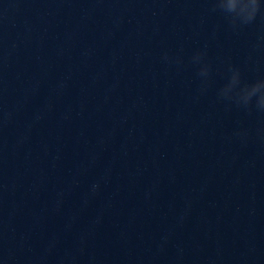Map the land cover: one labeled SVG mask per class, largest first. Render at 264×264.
<instances>
[{
	"label": "clouds",
	"instance_id": "obj_1",
	"mask_svg": "<svg viewBox=\"0 0 264 264\" xmlns=\"http://www.w3.org/2000/svg\"><path fill=\"white\" fill-rule=\"evenodd\" d=\"M261 0H213V10H220L226 15L230 22L235 25L237 22L251 23L261 11ZM202 54H197L193 60L199 62ZM208 66L204 65L200 69V75L206 76ZM240 85V76L238 71H234L230 81L221 90L222 95L231 97L235 90V97L238 103L248 106L254 97H256V106L264 110V80H259L252 85Z\"/></svg>",
	"mask_w": 264,
	"mask_h": 264
}]
</instances>
